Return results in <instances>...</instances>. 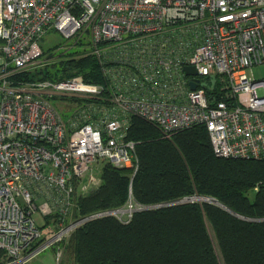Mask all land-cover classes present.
<instances>
[{
	"label": "built area",
	"instance_id": "1",
	"mask_svg": "<svg viewBox=\"0 0 264 264\" xmlns=\"http://www.w3.org/2000/svg\"><path fill=\"white\" fill-rule=\"evenodd\" d=\"M51 29L81 45L78 57H96L105 82L76 74L16 83V72L36 67L39 39ZM261 65L264 0H0V264L23 263L86 220L126 221L153 207L130 195L64 221L74 182L96 158L137 167L128 118L113 108L165 136L204 124L216 155L264 159V76L252 72ZM64 93H97L95 119L81 112L64 121L51 100ZM40 207L62 217L50 232L37 223Z\"/></svg>",
	"mask_w": 264,
	"mask_h": 264
},
{
	"label": "trees",
	"instance_id": "2",
	"mask_svg": "<svg viewBox=\"0 0 264 264\" xmlns=\"http://www.w3.org/2000/svg\"><path fill=\"white\" fill-rule=\"evenodd\" d=\"M43 67L42 77L50 79L80 74L89 82H105L97 58L78 57L75 50ZM22 77L35 79L27 72L14 79ZM70 99L74 98L60 97ZM88 99L70 101L76 111L68 105L71 111L66 117L60 111L63 119L90 112L94 120L97 103ZM102 104L114 107L108 101ZM113 109L128 118L125 137L135 142L137 167L96 158L102 161L97 185L85 191L77 187L66 216L73 205L75 216H83L123 205L130 195L141 204L155 206L134 211L126 221L104 215L78 225L62 242L73 264H219L218 255L224 264H264V159L216 155L204 124L165 136L152 122ZM194 195L220 204L183 199ZM52 216L56 217L48 218Z\"/></svg>",
	"mask_w": 264,
	"mask_h": 264
},
{
	"label": "rangeland",
	"instance_id": "3",
	"mask_svg": "<svg viewBox=\"0 0 264 264\" xmlns=\"http://www.w3.org/2000/svg\"><path fill=\"white\" fill-rule=\"evenodd\" d=\"M81 35H83V34H81ZM75 37H80V35L79 36L76 35ZM39 44H40V46L42 48V52H41V56L35 60V66L36 67L30 65L27 69H23L19 73L16 72L17 73V74L15 73L16 76L20 75V74H24L25 72H27V73H29V75L35 76L34 80H36V79H41V80L48 79V80L53 81V80L62 79V77L61 78H59V77L58 78H52V79H50L48 77H44V76L42 77L43 72H44L43 71V69H44L43 66L45 64L52 63V61L56 59L58 54L61 53L64 50L66 45H70L71 44V46H69V48H68V50H71V51L81 47V45L74 44V39H69L68 40L67 38H64L59 31L54 30V29L48 30L39 39ZM48 66L50 67V65H48ZM36 70L38 71L37 73H36ZM252 72L255 75V77L264 76V65L254 66L252 68ZM14 75H13V79H14ZM21 80L33 81V80H26L25 78L23 79V77H22ZM15 82L17 83L16 80H15ZM203 82H205V85H207V87L209 89H212L213 86H214L212 80L211 81H206V79H204ZM60 97H65V96L54 95L53 98H51V100H52L54 106L59 111L64 113V117H66V114H68L71 111V108L69 106H71L73 108V112L76 111V108L72 104L69 103L70 101H73V100H86L88 98H95V99H91V100H94V102H96V103H100L99 102L100 101L99 100V96L98 97H87V98H84V99L79 98V97H74V96L73 97H65V99L74 98V99H70V100H60ZM88 100H90V99H88ZM71 114H69L67 117L71 116ZM63 120L66 121V119H63ZM101 162L102 161H100V160H96V161L92 162L89 165V167H88L87 171L85 172V174H83V175L78 177L77 184H75V186H74L75 190L77 189V187H79L80 189L82 188L85 191V189H89V188L97 185V183L99 181V169H100V166H101ZM75 190L73 192V196H74ZM199 197L200 196H198V197H191L190 196L189 198H187V197L185 198L184 197L183 199L184 200H188L189 199L190 201H192V200H195V201L204 200V199L199 198ZM176 202H181V201H176ZM153 206H155V205H153ZM71 211L64 218V221L67 224L69 223V220L74 218L73 216L77 215V214H75V205L72 206ZM51 214H55L56 217L54 218V216H52V217L48 218L49 215H51ZM35 218H36L37 223L39 225H41L42 223H45V225H42V226H44V227H42V231L43 232H45V230H48V232H50V230L56 228V227H54V225L56 223V220L58 218L61 219L62 217H61L59 211H57V210L49 209V208L48 209H44L43 207L42 208L40 207L39 209L36 210ZM54 221H55V223H53ZM75 228H77V227H75ZM75 228L69 230L65 235H63L60 238V240L57 243L55 248L53 246H49V247L43 249L42 251H40L39 253L33 255L30 259L24 261L21 264H61L62 261H63V263L65 261V262H67V264H73V261L70 260L67 251H65V249L63 248V243L62 242L65 240V238L70 236V234L73 232V230ZM208 231H209L212 243H213L214 247L216 248V250L218 251L217 243H216L214 234H213L212 231L209 230V228H208ZM58 252H59V256H57ZM218 262H219V264H224L222 259H221V257H220V255H218Z\"/></svg>",
	"mask_w": 264,
	"mask_h": 264
},
{
	"label": "water",
	"instance_id": "4",
	"mask_svg": "<svg viewBox=\"0 0 264 264\" xmlns=\"http://www.w3.org/2000/svg\"><path fill=\"white\" fill-rule=\"evenodd\" d=\"M185 72L187 73V74H192V73H195L196 71H195V69H194V67L193 66H186L185 67ZM189 84H190V87L191 88H195L196 87V81H194V80H191L190 82H189ZM192 197H198L197 195H194V196H192ZM187 198H189V197H187ZM199 198H202V199H204V200H206V201H212V202H215V203H218V204H220L218 201H216L215 199H213V198H209L208 196H200Z\"/></svg>",
	"mask_w": 264,
	"mask_h": 264
},
{
	"label": "bare ground",
	"instance_id": "5",
	"mask_svg": "<svg viewBox=\"0 0 264 264\" xmlns=\"http://www.w3.org/2000/svg\"><path fill=\"white\" fill-rule=\"evenodd\" d=\"M68 52L71 51V50H67ZM62 96H65V97H73V96H77L75 93H64V95ZM85 96H88V97H98V94H86Z\"/></svg>",
	"mask_w": 264,
	"mask_h": 264
}]
</instances>
